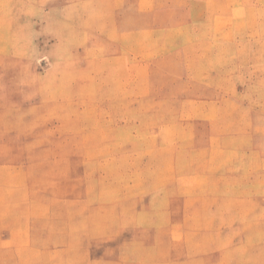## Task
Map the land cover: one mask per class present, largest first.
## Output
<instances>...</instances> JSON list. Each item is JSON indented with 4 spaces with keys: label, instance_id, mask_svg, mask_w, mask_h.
Returning a JSON list of instances; mask_svg holds the SVG:
<instances>
[{
    "label": "rangeland",
    "instance_id": "rangeland-1",
    "mask_svg": "<svg viewBox=\"0 0 264 264\" xmlns=\"http://www.w3.org/2000/svg\"><path fill=\"white\" fill-rule=\"evenodd\" d=\"M0 264H264V0H0Z\"/></svg>",
    "mask_w": 264,
    "mask_h": 264
}]
</instances>
